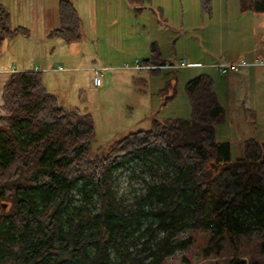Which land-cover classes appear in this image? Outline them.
<instances>
[{"label": "trees", "instance_id": "16d2710c", "mask_svg": "<svg viewBox=\"0 0 264 264\" xmlns=\"http://www.w3.org/2000/svg\"><path fill=\"white\" fill-rule=\"evenodd\" d=\"M148 1L128 0L136 15ZM200 2L203 15L212 16L213 0ZM241 8L264 11V0H241ZM58 10L59 25L49 36L80 41L82 20L74 2L60 0ZM21 35H29V29L13 27L10 11L0 5V53L5 41ZM142 61L166 63L157 41ZM5 81L0 264H168L169 257L190 246L191 237L177 240L186 229L210 231L205 256L221 254L227 237L264 230V141L246 140L244 155L234 159L231 143L216 139V125L225 121L226 111L211 76L186 83L190 117L153 118L150 128L96 150L91 113L62 105L44 85L41 71H16ZM177 92L166 82L160 91L163 104ZM135 159H162L165 166L145 195L126 203L116 193L114 171ZM146 203L151 211L143 209ZM149 214L156 224L141 231ZM260 248L264 255V241ZM228 264L248 263L237 254Z\"/></svg>", "mask_w": 264, "mask_h": 264}, {"label": "rangeland", "instance_id": "374dc122", "mask_svg": "<svg viewBox=\"0 0 264 264\" xmlns=\"http://www.w3.org/2000/svg\"><path fill=\"white\" fill-rule=\"evenodd\" d=\"M59 1L0 0V5L12 15L13 27L22 25L29 29V35L4 42L0 68L26 65L28 69L41 71L44 85L59 97L62 105L91 113L95 129L93 150L106 147L129 132L150 128L153 115H156L152 109L162 111L170 101L175 100L174 108L184 110L182 93L178 96L177 92L174 99L163 104L165 95L158 92L161 76L146 71V83L141 74L144 70L121 68L125 63L134 64L136 59L142 61L150 53L153 34L150 9L157 12L160 26H171L180 35L177 38L179 57L184 56L185 48L189 54H194L199 44L207 49L214 46L218 54L227 58H233L241 50H255L258 58L242 59L264 61V11L243 14L241 0H213V17L208 15L204 22L201 0H150L139 15H135L128 0H72L82 20L83 35L77 42L49 36L59 25ZM157 9H163L167 19L161 17ZM153 28H157V24ZM211 28H215L212 40L207 37ZM182 60L186 59H178L180 63ZM31 63L33 65H29ZM93 64L113 67L106 71L100 87L93 85V74L89 71ZM254 69L259 72L238 87L230 78L229 92L221 97L226 119L217 124L216 135L220 127L230 133L234 159L244 155L246 140L264 141V66ZM231 74L228 72L229 76ZM5 82V78H0V99ZM164 166L162 159L146 162L135 159L126 166H119L114 171L118 197L128 203L145 195L148 185L159 180ZM81 202V195L76 193L75 203ZM151 208L149 203L143 206L145 211ZM150 224H156L151 214L143 219L141 231ZM210 235L209 230H184L177 240L191 237V244L169 257L168 264H187L186 259L191 264H228L237 254L248 264H264L260 248L264 230L236 235L235 239L227 237L221 254L205 256L204 248Z\"/></svg>", "mask_w": 264, "mask_h": 264}, {"label": "crops", "instance_id": "0c3cea01", "mask_svg": "<svg viewBox=\"0 0 264 264\" xmlns=\"http://www.w3.org/2000/svg\"><path fill=\"white\" fill-rule=\"evenodd\" d=\"M241 5V4H240ZM132 7V6H131ZM201 9V6H200ZM151 10V18L150 21L152 22V40L150 42V51H151V44L153 43V41H157L160 45V49L161 52L163 53V57L166 58V62H170V63H174L176 65H178V67L174 70H169L167 73L160 71L158 73L159 76H161L162 79H159V93L160 90H162L166 84V82L169 81V83L173 82V86H175V88L178 91V96L180 95V93H182V96L184 98V110H179L178 108H174L173 106L175 105V100L174 101H170L167 106L160 111L159 116L163 117V118H188L190 117L191 114V105L190 102L188 100L186 91H185V85L186 83L201 75V74H207L209 76H211V78L214 81V87H215V91L218 95V98L221 102V97L223 95L228 94L229 92V80L230 78L233 79L235 85L238 87L239 84L245 83V81H250L251 77L255 76V73L259 72V71H255L254 68L256 67H252L249 69H243L240 72H231L232 74L229 76L228 73L227 74H222L218 71V69L216 68V63L220 62V61H226L228 59V61H234V60H239L242 58H248V59H253V58H258V56L256 55L255 50H253L252 52H247L246 51H239V53L234 56L233 58H227V57H223V55L218 54V51L216 50V48L214 46H210L208 47L209 49H207L206 47L199 45L198 44V48L197 45L194 49V54H189L188 53V49L185 48L184 52V56H180L177 53V38L180 36L178 35L177 31H175L174 29L171 28V26H160L159 22H158V15L157 13L153 12L152 9ZM162 12L159 11V14L161 15V17H164V13H163V9H161ZM242 11V8H241ZM248 12H243V14H247ZM253 13V12H251ZM214 14V12H213ZM209 16V18L213 17ZM136 15V14H135ZM159 15V16H160ZM201 16L203 18V22L205 21L206 18H208L207 13L203 15L202 11H201ZM248 16V15H245ZM167 19V18H165ZM157 24V28H153L156 27ZM204 25V23H203ZM216 28V27H215ZM215 28H211V30H208L207 33V37L212 40L214 33H215ZM217 30V29H216ZM2 52V51H1ZM171 53H174V55H171ZM150 56V53L147 57ZM145 57V58H147ZM186 59L187 63L185 65H181V63L178 61V59ZM143 62V61H142ZM35 63V62H34ZM29 65H33V63L29 64ZM96 65V64H95ZM94 66V64H93ZM92 65L89 67V71L92 72L93 74V70H92ZM36 68V67H35ZM37 69V68H36ZM40 69V68H39ZM24 70H34V69H28V67L25 66H21V68H18L16 66V68L14 66H12V68H0V78H6L8 77V75L10 73L16 72V71H24ZM134 70V69H133ZM139 71V70H136ZM146 71H149L151 74L152 71L151 69H144V71L141 72V74L143 75L144 78V82L148 83V80H146L147 75L144 74ZM166 71V70H164ZM147 72V73H149ZM242 73V75H240V73ZM264 72V71H263ZM261 74H263L261 72ZM228 91V92H227ZM170 93H172V91H170ZM177 96V97H178ZM182 98V99H183ZM1 100V99H0ZM180 101V99H178ZM222 104V103H221ZM223 105V104H222ZM154 108H156V106H154ZM157 109V108H156ZM156 109H152V111L156 112ZM224 126V125H221ZM218 126L216 125V132H218ZM220 132L217 133L216 135V139L219 142H230L232 144V136L230 135V133L223 129V127H220Z\"/></svg>", "mask_w": 264, "mask_h": 264}, {"label": "built area", "instance_id": "2783aa9c", "mask_svg": "<svg viewBox=\"0 0 264 264\" xmlns=\"http://www.w3.org/2000/svg\"><path fill=\"white\" fill-rule=\"evenodd\" d=\"M187 63L186 60H182L181 65H185ZM216 68L222 74H227L228 72H238L243 69H249L251 67L256 66H264L263 59H254V60H247V59H240L234 61H220L216 63ZM178 67V65L170 62H166L164 64L159 65H151L145 64L141 60L136 59L134 64L125 63L121 68L123 69H134V70H144V69H151V68H160L163 70H174ZM113 69L111 66H94L92 67L93 70V85L95 87H100L105 79L106 71Z\"/></svg>", "mask_w": 264, "mask_h": 264}, {"label": "water", "instance_id": "95a60500", "mask_svg": "<svg viewBox=\"0 0 264 264\" xmlns=\"http://www.w3.org/2000/svg\"><path fill=\"white\" fill-rule=\"evenodd\" d=\"M153 118H158L159 119V116H157V115H153ZM248 162H250L251 164H253V167L254 168H256L257 167V165H258V163L256 162H254V161H248Z\"/></svg>", "mask_w": 264, "mask_h": 264}]
</instances>
